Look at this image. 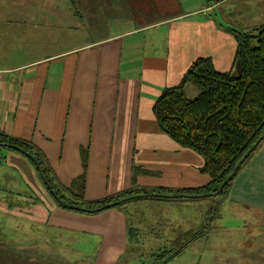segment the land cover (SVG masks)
Instances as JSON below:
<instances>
[{"label": "crops", "instance_id": "crops-1", "mask_svg": "<svg viewBox=\"0 0 264 264\" xmlns=\"http://www.w3.org/2000/svg\"><path fill=\"white\" fill-rule=\"evenodd\" d=\"M206 1L5 0L11 5L0 6L2 17L15 13L33 29L57 28L63 37L51 42L31 39L43 45V51L29 58L24 32L16 35L23 51L14 54L13 62L0 54V132L30 142L60 189L84 178L86 202L130 188L181 190L207 185L208 175L199 172L203 159L159 130L152 107L161 91L178 85L198 58H208L219 73L235 72L231 31L264 26V0ZM220 6H224L221 19L215 9ZM222 201L234 211L264 216V140ZM149 204L147 208L161 211L176 206ZM176 204H185L180 205L183 209L191 206ZM127 205L94 216L72 213L54 201L31 161L14 150H0V233L20 249L57 250L70 261L75 255L76 264H100V253L107 248L115 251L114 264L125 247L119 264H128L129 259H146L134 249L146 239L154 246L161 243L157 239L168 237L166 245L174 248L203 227L199 219L182 218L180 230L175 228L173 234L171 224L164 221L158 226L150 219L143 224L137 205ZM207 212L204 222L210 217ZM142 225L148 228L143 230ZM58 227L93 233L99 238V258L65 249L52 231ZM213 231L208 227L205 237L190 244L208 239ZM177 235L179 244L172 240Z\"/></svg>", "mask_w": 264, "mask_h": 264}, {"label": "trees", "instance_id": "trees-1", "mask_svg": "<svg viewBox=\"0 0 264 264\" xmlns=\"http://www.w3.org/2000/svg\"><path fill=\"white\" fill-rule=\"evenodd\" d=\"M231 32L236 42L233 63L235 72L219 73L208 58H198L186 70L178 85L161 91L152 107L159 130L180 147L194 151L203 159L200 172L208 175L207 185L181 190L130 189L104 201H98L95 206L85 207L78 202L83 199L84 178L78 179L68 188L60 189L54 184L42 155L30 142L1 132L0 150L7 149L1 145H10L19 148L21 151H14L24 157L25 154L36 157L42 176L57 198L79 208H98L132 195L164 194L179 195V197L138 198L111 208L120 209L128 203L141 200L195 201L201 198H192L193 196L215 192L232 173L243 155L264 133V26L247 32ZM187 84L196 87L198 90L196 97L187 98L184 92ZM263 140L241 164L233 179ZM82 164L85 170L86 156L82 157ZM233 179L228 182L219 196L225 195ZM64 193L73 199L66 197ZM207 214L210 216L211 212L208 210ZM208 227L210 229V226L205 224L198 232L186 236V241L176 249L150 254L151 260L157 259L160 263H167L181 254L190 243L205 237ZM0 243L7 244H0V264H30L26 263L28 260H34L31 264H67L66 262L76 264L73 261L77 260L75 255H71V261L70 258L64 259L63 253L57 250L32 252L20 249L14 245L16 243L10 237L1 233Z\"/></svg>", "mask_w": 264, "mask_h": 264}, {"label": "rangeland", "instance_id": "rangeland-1", "mask_svg": "<svg viewBox=\"0 0 264 264\" xmlns=\"http://www.w3.org/2000/svg\"><path fill=\"white\" fill-rule=\"evenodd\" d=\"M79 1L82 2V0H76L77 3ZM217 1L218 0H209L206 2H209L210 4H214ZM7 4L11 5V2L6 3L5 0H0V6ZM223 7L224 6L215 8L218 17L220 19L222 17L221 10H223ZM87 10L88 12H93L91 6H87ZM2 16L3 13H1V8H0V54L3 56L4 59L6 56H8L11 59V62L14 61L15 53H22L23 51L19 44L20 37L18 38L16 36L18 34L20 35L26 32L25 36L27 37L26 43L28 49L25 50L29 58H34L36 56H39V54L43 51V45L39 43L33 44L31 42V39H37L43 42H51V41H57L61 39V37H63V35H61L62 30H59L57 28L33 29L31 25L27 23L26 24L23 23L26 21L21 22L22 18H17L15 13H13L12 15H7L6 17H2ZM212 16L214 18V14ZM92 18L94 19L93 14H92ZM33 19H37V15L33 17ZM31 21H32L31 19L28 20V23ZM97 29L98 28H96V30ZM54 47L55 46L52 47L51 49L52 51L54 50ZM184 92L187 98L189 99L196 97L198 94V90L192 84H187ZM145 175H147L145 177L154 176L152 174L149 175L145 174ZM9 187L11 188V184L9 185ZM133 189H139V188H133ZM64 195H66V197H69L70 199H73L72 197L67 196V193H64ZM109 197H111V195L103 197L102 199L99 200V202L104 201ZM221 197L222 196L218 195L216 197L201 198L195 201H184L182 203H187L189 206L191 205L189 208L184 207V209L180 207L185 204H176L177 202H173V201L158 202L159 200H156V202L154 201L149 202L146 200H142L135 203L131 202V204L128 203V205L127 204L126 205L129 207L137 205V208H139L140 210L141 222L143 224L148 223L149 219L150 221L152 220L151 224L155 226H158L157 223H160V221L161 222L164 221V223L166 224L168 223L171 224L172 228L170 229L171 232H173V234L175 233V228L180 230L179 225L182 224L180 221L182 218L185 219L193 218V221L199 219L200 225H204L205 222H207V224L210 226V229L214 230L213 231L214 234L211 237L209 236L208 239L206 240L204 239L205 241L201 240L193 244H190L186 249L182 251L181 254L176 256L167 264H264V216L258 215L259 213L257 212L240 213L234 211L231 206H228L224 201H222ZM78 202L82 203L83 204L82 206L85 207L92 205L95 206L96 203V201L86 202V200L84 201V199H81ZM149 203H158L154 205H159V203H169L170 205L175 204L176 206H171L174 207L171 208V210L168 208H163L166 209L167 211L165 210L161 211L158 207H154V206L147 208V205H150ZM176 208L183 210H180L179 212V209ZM207 210H209L211 214L210 217H207V220H205L204 222L205 219L204 215L206 214ZM72 213H76L77 215L94 216L97 215L99 212L95 214H86V213L72 211ZM141 214L145 215V217L142 216ZM141 228L144 230L148 227L147 225L146 226L142 225ZM227 228H229L230 231L229 233L225 232V229ZM52 231L59 234L60 236L59 242L63 244L62 246L65 249H74V250L80 249L83 252L86 251L87 253H90V255H92L93 257L95 255L96 259L99 258L98 257L100 253L99 238L92 235L93 233L89 235H84L63 227L55 228ZM137 232L141 233L142 231H137ZM177 236L176 237L172 236V240H175L174 242L178 241L177 244H179L181 243V239L179 236L178 237ZM163 239H161L162 241H159V239H157L155 242H161V243L155 244L154 246L153 243L152 245L150 243H147L148 239H146L145 244L141 246L144 250L140 246H134V249L136 248L140 253L145 254L146 259H144L145 261L143 260V262L138 261L136 259L130 261L129 259L128 264H164V263H160L157 259L148 260L149 253L159 254L164 250H170L172 248L166 245V241L168 240V237H163ZM151 240L152 238H149L150 242ZM179 246L174 248L176 249ZM124 251H125V247L123 251L119 253L117 261H115L114 264L120 263L119 259L123 255ZM105 252L106 253H100L103 255L100 257V264H113L114 255L112 256V254H114L113 252L115 251H110L107 250L106 248ZM103 257H104V262H103ZM97 262L95 263L97 264Z\"/></svg>", "mask_w": 264, "mask_h": 264}, {"label": "water", "instance_id": "water-1", "mask_svg": "<svg viewBox=\"0 0 264 264\" xmlns=\"http://www.w3.org/2000/svg\"><path fill=\"white\" fill-rule=\"evenodd\" d=\"M263 139H264V133L252 145V147L243 155V157L240 159V161L238 162V164L236 165V167L234 168V170L232 171V173L221 183V185L216 189L215 192L208 193V194H203V195H200V196H193L192 198H209V197H216V196H218L223 191L224 187L228 184V182L233 179V177L237 173V170L239 169V167L241 166V164L245 161V159L250 155V153L256 148V146ZM1 146L2 147H6L7 149L16 150V151H19L20 150L19 148L14 147V146H10V145H1ZM25 157L28 158L34 164V167H35L37 173L39 174L42 182L45 184V186H46L49 194L52 196L53 199H55L56 203L60 207L65 208V209H68V210H74V211H78V212L86 213V214H95V213L100 212L101 210L109 209L112 206L119 205V204H122V203H126L128 201L133 200V199H138V198H162L163 199V198H167V197H171V198H177V197H179V195L168 196V195H164V194L132 195V196H129V197H125V198H123L121 200H118L116 202L103 205V206L98 207V208H92V209L91 208L90 209H85L84 208V209H82V208H79V207H75V206L66 204L62 200L58 199L57 196L52 191L51 186L46 182L45 178L42 176L41 171H40V166H39V163H38L37 158L34 157V156H32V155H30V154H25Z\"/></svg>", "mask_w": 264, "mask_h": 264}, {"label": "built area", "instance_id": "built-area-1", "mask_svg": "<svg viewBox=\"0 0 264 264\" xmlns=\"http://www.w3.org/2000/svg\"><path fill=\"white\" fill-rule=\"evenodd\" d=\"M1 72V71H0Z\"/></svg>", "mask_w": 264, "mask_h": 264}]
</instances>
